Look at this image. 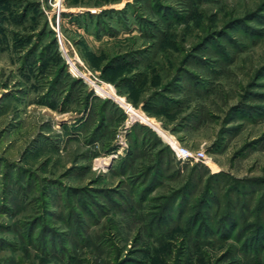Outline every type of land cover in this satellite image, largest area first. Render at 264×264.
Returning a JSON list of instances; mask_svg holds the SVG:
<instances>
[{
    "label": "rangeland",
    "instance_id": "374dc122",
    "mask_svg": "<svg viewBox=\"0 0 264 264\" xmlns=\"http://www.w3.org/2000/svg\"><path fill=\"white\" fill-rule=\"evenodd\" d=\"M0 264H264V0H0Z\"/></svg>",
    "mask_w": 264,
    "mask_h": 264
},
{
    "label": "built area",
    "instance_id": "2783aa9c",
    "mask_svg": "<svg viewBox=\"0 0 264 264\" xmlns=\"http://www.w3.org/2000/svg\"><path fill=\"white\" fill-rule=\"evenodd\" d=\"M172 145V148L173 150L175 151L176 153V156L179 158V159H182V160H189L191 158H195L196 160L199 159V157H204V155H196L190 151H188L187 149L181 147L178 143L174 142V143H171Z\"/></svg>",
    "mask_w": 264,
    "mask_h": 264
},
{
    "label": "bare ground",
    "instance_id": "6f19581e",
    "mask_svg": "<svg viewBox=\"0 0 264 264\" xmlns=\"http://www.w3.org/2000/svg\"><path fill=\"white\" fill-rule=\"evenodd\" d=\"M167 142H169V143H174L175 142V140L171 137H167Z\"/></svg>",
    "mask_w": 264,
    "mask_h": 264
},
{
    "label": "trees",
    "instance_id": "16d2710c",
    "mask_svg": "<svg viewBox=\"0 0 264 264\" xmlns=\"http://www.w3.org/2000/svg\"><path fill=\"white\" fill-rule=\"evenodd\" d=\"M159 132V131H158ZM207 195L211 196V191L206 192ZM261 229V228H260Z\"/></svg>",
    "mask_w": 264,
    "mask_h": 264
}]
</instances>
